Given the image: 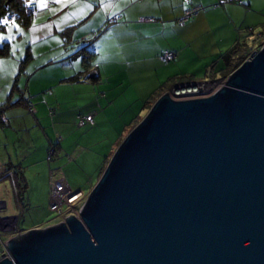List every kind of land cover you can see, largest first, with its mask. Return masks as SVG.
Here are the masks:
<instances>
[{
    "label": "water",
    "instance_id": "95a60500",
    "mask_svg": "<svg viewBox=\"0 0 264 264\" xmlns=\"http://www.w3.org/2000/svg\"><path fill=\"white\" fill-rule=\"evenodd\" d=\"M255 53L210 95L162 94L80 218L9 239L0 264H264V46Z\"/></svg>",
    "mask_w": 264,
    "mask_h": 264
},
{
    "label": "rangeland",
    "instance_id": "374dc122",
    "mask_svg": "<svg viewBox=\"0 0 264 264\" xmlns=\"http://www.w3.org/2000/svg\"><path fill=\"white\" fill-rule=\"evenodd\" d=\"M49 1L53 2L50 12V8L44 10L46 16L43 12V18L35 23L36 26L31 29V33L24 30L25 35L22 40L17 38L23 32H16L19 34L17 36L14 32L16 28H12L14 39L11 44L12 49L15 48V52L12 51L15 58H21L18 53L22 52L31 42L36 49L38 59L40 58L39 52H44L42 46L51 48V55L56 56L59 48L55 50L53 47L60 45L62 40L60 34L53 35L51 30L55 25L61 26L62 23L67 22L76 13L85 12L88 15H85L87 17L83 28L80 29L79 26L77 32L75 31V36L78 37L88 32L89 37L78 43L69 41L65 44L72 50H74L73 47L77 48L74 53L81 49L82 55L71 58L64 70L62 68L48 69V71L61 72L62 78L58 76L55 79L51 78L43 85L41 93L32 98L37 107L36 114L30 113L24 104L18 106L22 97L20 94L24 90L21 89L20 94L8 99L11 93L9 89L14 87L13 81L7 84L9 89H4L5 92L0 84V107L10 104L3 111L7 122H0V202L6 203L1 216L19 217L21 230L43 229L56 225L58 222L57 214L51 212L49 207L50 169L56 171L57 174H62L73 191H81L86 196L91 192L107 161L118 148L119 144L116 145L118 140L123 141L133 129L129 126L134 118L133 108L130 106H133L139 99L137 91L139 81H148V79L144 81L142 78L136 79V73L133 72L134 67L128 68L127 62L133 65L132 58L128 55L118 54L116 58L110 59L115 55L118 44L109 25L111 17L108 15L114 7L111 0H104L107 6L101 5L100 0H77L75 5L69 4L67 7L54 3V0ZM85 5H91V7L85 8ZM92 11H95L93 16L90 15ZM253 11L264 15V0H259ZM56 15L57 20L51 19ZM253 28H256L255 34H258L264 26L259 29L257 26ZM63 37L65 41L68 38L65 35ZM33 39L35 41H32ZM206 39L210 41L211 37L208 36ZM255 46L254 52L259 49V43L255 42L253 48ZM89 53L95 56L89 71L85 73L82 60L83 56L86 57ZM246 56L247 54L242 58V62ZM208 61L209 63L203 62L195 69L197 77L191 83H204L210 80L204 71L212 65V58L209 57ZM39 62L37 61L34 65L37 66ZM105 62L112 65V67L107 65L109 77L98 79L93 75V69ZM82 70L84 74L81 75ZM113 74L116 75L110 77ZM78 75L82 77L79 81L69 79V77ZM20 86L24 88L25 85L20 83ZM176 86L178 85L174 87ZM211 91L213 87L205 93L210 94ZM120 94L122 96L118 98ZM115 96L116 100L111 101ZM87 114H92L97 118V128L79 127V118ZM51 149L57 151L50 162L48 154ZM70 158L71 161H69ZM17 176L25 177L27 182L26 190H21L19 195L13 180ZM8 238L10 237H6Z\"/></svg>",
    "mask_w": 264,
    "mask_h": 264
},
{
    "label": "crops",
    "instance_id": "0c3cea01",
    "mask_svg": "<svg viewBox=\"0 0 264 264\" xmlns=\"http://www.w3.org/2000/svg\"><path fill=\"white\" fill-rule=\"evenodd\" d=\"M111 1L114 3V7L108 17H111L110 20L121 17V20L114 22V25L113 23L110 25V31L113 32L118 43L115 49L116 53L110 59L116 58L118 54L128 55L133 61V65L127 62L129 64L128 68L134 67L133 72L136 73V79L142 78V81L148 79L145 82L139 81L137 88L139 99L135 101L133 106H130V108H133V117L146 115L149 110H144V104L147 101H153L155 97L163 93V90L168 92L174 89L176 84L178 86H180V83L181 85L186 84L188 83L186 79L189 77L194 81L197 77L195 69L203 62L209 63V57L212 58V65L204 69L206 77L221 76L227 60L226 56L238 46L239 42L241 46L249 43L253 36L250 32L251 29H254L253 27L257 26L259 29L264 26V15L253 11L259 0H244L245 6L237 4L217 5L219 0H190L189 2L187 0ZM30 3L37 10V14L34 16L36 19L34 20L33 17L32 25L33 22L36 23L43 18V12L46 16L44 10L50 8V12L53 5L52 1L47 0V8L41 10L37 8L36 0L28 1V5ZM191 6H201L205 10L201 11L198 16L192 18L187 24H179L178 19ZM94 14L95 11L90 13L91 16ZM85 15L88 14L85 12L73 14L61 26L55 25L52 28V34L56 36L60 34L62 40L60 45L53 47L55 50L59 48V53L56 56L51 55V48L42 46L44 52H39L40 58L38 59L36 49L31 42L26 45L27 47L25 46L26 48L22 52L18 53L21 58H15L12 50L9 57H0V84L3 86V92L6 91L4 89H9L7 84L13 81V86L16 85L17 92L14 91V87L9 89L12 98L14 95L20 94L22 89L24 92L20 95L29 101L28 105L30 103L34 104L32 98L41 93L43 85L51 78L55 79L57 76L62 78L61 72L48 71V69L62 68L64 70L71 58L82 55L81 49L74 53L77 48L73 47L74 50H72L66 46L67 41L63 36L68 34V29L72 28L71 35L67 38L70 43L86 40L89 37L88 32H84L78 37L75 36L78 27L80 26V29H82L84 26L87 17ZM144 18H149L152 21H143ZM51 19L57 20V15ZM17 25L20 30L15 29L14 32H23L20 35L16 33L17 36L19 35L18 40H22L24 37V30L31 33V29H33L32 25L27 28L20 23H17ZM2 33L7 34V27ZM208 36L211 37L210 41L206 39ZM41 37L44 38V36ZM167 51L174 52L176 59L170 63H163L159 57ZM29 54L32 55V59L26 63L24 61ZM111 54L113 55V53ZM37 61L40 62L36 66L34 64ZM23 62L25 63L24 66L22 65ZM107 65L112 67L111 64L105 62L93 69V75L97 76L98 79L109 77ZM21 66H23L22 73L20 71ZM114 75L116 74L110 75V77ZM20 83L25 85L24 88L20 86ZM121 96L122 94L118 98ZM113 99L111 101H115L116 96ZM97 126L98 121L95 117L93 127L97 128ZM117 136L119 137V134Z\"/></svg>",
    "mask_w": 264,
    "mask_h": 264
},
{
    "label": "built area",
    "instance_id": "2783aa9c",
    "mask_svg": "<svg viewBox=\"0 0 264 264\" xmlns=\"http://www.w3.org/2000/svg\"><path fill=\"white\" fill-rule=\"evenodd\" d=\"M190 0H187L189 2ZM227 4H237L240 6H244V0H219L217 5H227ZM205 8L201 6H191L190 8H187L183 15L178 19V22L181 25L187 24L192 18L199 15L201 11H204ZM26 13L28 15H36L37 10L34 7H27ZM9 21L15 19L14 14H10L6 16ZM118 20H121V17H118L114 19L113 21L116 22ZM143 21L151 22L152 20L149 18L142 19ZM254 41L256 44L259 43V49L255 51L256 53L259 52L262 47L264 46V29L254 35ZM254 42V43H255ZM254 46V45H253ZM256 49V46L253 48H250V50L246 53V59L247 61L250 58H252V54L254 53V50ZM255 53V54H256ZM176 59V54L172 51H167L164 54L160 56V60L169 63ZM243 62V63H244ZM228 77H220L218 79H210L208 82L199 83L196 87L195 93L192 95H178V91L172 90L171 93L174 97L179 98H193V97H199L207 95L208 93H205L208 91L210 87H213V91H211L210 94L215 92L217 89L225 85L227 82ZM208 94V95H210ZM29 111L32 114H35L37 112L34 104L29 105ZM0 119L3 122H7V118L2 115ZM95 124L94 115H82L79 118V127H85V126H93ZM55 154L54 149H51L48 154V159L51 161L53 159V156ZM72 159L70 158L69 161ZM49 186H50V211L57 214V219L59 223H63L67 220L70 216H76L80 218V212L83 204L85 203L87 196L81 192V191H73L66 178L62 174H57L56 171L50 170V178H49ZM0 208H2L0 206ZM0 210V259H2L3 254H7L9 256L8 250L6 248V243L9 239L17 237L19 234H24L25 232L20 229V218H15V216L12 217H2ZM6 237H10L6 239Z\"/></svg>",
    "mask_w": 264,
    "mask_h": 264
},
{
    "label": "trees",
    "instance_id": "16d2710c",
    "mask_svg": "<svg viewBox=\"0 0 264 264\" xmlns=\"http://www.w3.org/2000/svg\"><path fill=\"white\" fill-rule=\"evenodd\" d=\"M8 0H0V19H3L4 17L10 15V14H14L15 15V21L22 24L25 28L27 27H30L32 25V20H33V17L35 15H28L26 13V9L27 7L29 6L28 5V0H11V2L8 4V6H6V3H7ZM244 6H245V1H244ZM33 7V6H31ZM120 21V20H119ZM112 23H114L113 20L110 21L109 25H111ZM180 24V23H179ZM5 26H0V31H4L5 30ZM72 31V28L71 29H68L67 33L69 34H65V37H69L71 35V32ZM252 33V41L249 43H246L244 45L241 46L240 42L237 44L238 46L229 54L226 56L227 60H226V63H225V66H224V69L222 70V74H221V77H228L230 74H232L235 70H237L241 65H242V58L244 57V55L250 50V48L253 47L254 45V35H255V29H251L250 31ZM67 42H69L68 40H66ZM11 43L9 42H5L2 46H0V57H9L11 55ZM164 54V53H163ZM94 56L95 54L93 53H89V55H87L86 57L83 56V68H84V71L85 73L89 71L90 67H91V64H92V60H94ZM161 56V55H160ZM30 59H32V55L29 54L27 59L24 61V62H28ZM160 59V57H159ZM161 61V60H160ZM22 63V65L24 66L25 63ZM163 62V61H161ZM165 63V62H163ZM170 63V62H169ZM23 66H21V73H22V70H23ZM84 71L82 70L81 72V75L84 74ZM80 74V73H79ZM81 75H78V76H73V77H69V79H73V81H79L81 80ZM220 77V76H219ZM211 79H215L216 77H210ZM186 81L188 83L192 82V79L189 77L186 79ZM16 85H14V91H16ZM17 92V91H16ZM166 92V90L164 91L163 90V93L164 94ZM161 93L158 95V97H155L153 99V101L151 102H146L144 104V110H150L152 105L155 103V101L162 95ZM22 96V95H21ZM8 99H12V96L10 95ZM29 101L26 100L23 96L21 97V102L18 104V106H23L26 105V107L28 108L29 110ZM10 104H6V105H3L0 107V117L2 115H5L4 114V110L7 109V107L9 106ZM35 106V105H34ZM36 108V107H35ZM37 110V109H36ZM30 112V111H29ZM31 113V112H30ZM37 113V112H36ZM35 113V114H36ZM6 117V116H5ZM143 119V116H135L131 123H130V127H135L138 123H140V121ZM94 120H95V117H94ZM0 122L1 123H6V122H3L1 119H0ZM95 125V124H94ZM93 125V126H94ZM122 139H119L117 145L121 143ZM53 148V147H51ZM54 151L56 152L57 150L54 149ZM52 161V160H51ZM50 161V162H51ZM110 161V159L107 161L106 165L108 164V162ZM105 165V167H106ZM104 167V169H105ZM52 170V169H50ZM104 171V170H103ZM103 173V172H102ZM102 173L100 174V176L102 175ZM14 184L16 186V190H17V194L19 195L21 192V190H26L27 188V182H26V178L25 177H21V176H17V178H14ZM93 188V187H92Z\"/></svg>",
    "mask_w": 264,
    "mask_h": 264
},
{
    "label": "snow or ice",
    "instance_id": "6c2138e0",
    "mask_svg": "<svg viewBox=\"0 0 264 264\" xmlns=\"http://www.w3.org/2000/svg\"><path fill=\"white\" fill-rule=\"evenodd\" d=\"M54 3L61 4L62 6L67 7L69 4L75 5L77 3V0H54ZM100 4L103 6H107L104 4V0H100ZM31 3L29 4V7H31ZM36 6L38 9H44L47 8L48 3L47 0H36ZM85 8L91 7V5H85ZM11 25V26H9ZM0 26L7 27V35H4L2 31H0V46L4 44L5 41H8L9 43L12 42L14 39L12 28L15 27L17 31H19V26L16 24L15 19L9 21L7 17H4L3 19H0ZM33 28H35V23L33 22L32 25ZM13 52H15V48L12 49Z\"/></svg>",
    "mask_w": 264,
    "mask_h": 264
},
{
    "label": "bare ground",
    "instance_id": "6f19581e",
    "mask_svg": "<svg viewBox=\"0 0 264 264\" xmlns=\"http://www.w3.org/2000/svg\"><path fill=\"white\" fill-rule=\"evenodd\" d=\"M196 88H189V89H184V90H180L177 94L178 95H192L193 93H195Z\"/></svg>",
    "mask_w": 264,
    "mask_h": 264
},
{
    "label": "clouds",
    "instance_id": "9594fccd",
    "mask_svg": "<svg viewBox=\"0 0 264 264\" xmlns=\"http://www.w3.org/2000/svg\"><path fill=\"white\" fill-rule=\"evenodd\" d=\"M242 64H243V63H242ZM210 79H211V78H210ZM186 84H191V83H186ZM172 90H174V89H172ZM172 90H171V91H172ZM171 91H170V92H171ZM194 98H195V97H194ZM87 196H88V195H87ZM22 231L26 232L27 230H22Z\"/></svg>",
    "mask_w": 264,
    "mask_h": 264
}]
</instances>
